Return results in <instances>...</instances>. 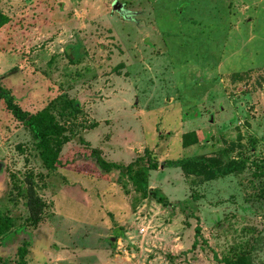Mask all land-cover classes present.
Instances as JSON below:
<instances>
[{"label": "rangeland", "instance_id": "374dc122", "mask_svg": "<svg viewBox=\"0 0 264 264\" xmlns=\"http://www.w3.org/2000/svg\"><path fill=\"white\" fill-rule=\"evenodd\" d=\"M0 11V84L58 124L53 153L77 151L76 169L47 168L0 97V212L13 220L0 264H18L22 246L26 264H264V0H0ZM92 150L156 162L149 189L188 211L143 198ZM201 155L244 166L210 179L170 164Z\"/></svg>", "mask_w": 264, "mask_h": 264}, {"label": "trees", "instance_id": "16d2710c", "mask_svg": "<svg viewBox=\"0 0 264 264\" xmlns=\"http://www.w3.org/2000/svg\"><path fill=\"white\" fill-rule=\"evenodd\" d=\"M9 20L10 18L5 13L0 11V29L4 25H6ZM0 97L4 100L8 111L11 112L13 117L16 120L22 122L24 126L27 127L32 133V137L36 140V145L39 150L40 158L42 159V162L47 168L56 169L58 167H71L73 169H76L77 166L75 164V156L77 154V151L71 153L68 157H58L56 153H53V149L50 146L49 138L51 136H58L60 134V130L58 124L53 121L51 115L47 111L42 110L31 114L27 111L22 110L20 106L16 104L15 99L10 93V91L1 84ZM89 154L91 158L95 160V163L99 166V168L102 169L104 172H110L115 170L118 171L120 175L126 176L131 181L135 189L141 193L143 198H147L148 196L152 195V197L155 198L159 203H161L164 208L169 210H174L177 207L186 208V210L189 209V207L187 206V202L168 201L160 191L149 189L147 169H157L158 164L156 162H148L145 166L138 165L142 159L141 157H139L136 160L128 163L127 165H122L120 163L118 164L116 162L106 161L104 158L101 157L100 153L95 150H92ZM146 154L147 153H145V155ZM207 156L208 155H201L193 158L191 157L190 159H177L175 161H170V164L174 166H180L185 172L194 171L197 173H203V171L206 170L208 174L207 177L210 179L219 176H225L229 173L240 170L244 166L243 163H236L234 161H230L227 164H216L212 158ZM187 162H190L191 164ZM197 165L200 167H196ZM37 220L38 217H35L32 220V224H35ZM12 227V217L0 212V237L8 234ZM199 233L200 229L199 227H196L195 234L198 235ZM194 243L193 246L195 245ZM26 253V246L18 248V264H26ZM222 260L224 264H251L245 255H239L234 258L225 257Z\"/></svg>", "mask_w": 264, "mask_h": 264}, {"label": "crops", "instance_id": "0c3cea01", "mask_svg": "<svg viewBox=\"0 0 264 264\" xmlns=\"http://www.w3.org/2000/svg\"><path fill=\"white\" fill-rule=\"evenodd\" d=\"M113 239V238H112ZM112 241V240H111Z\"/></svg>", "mask_w": 264, "mask_h": 264}]
</instances>
